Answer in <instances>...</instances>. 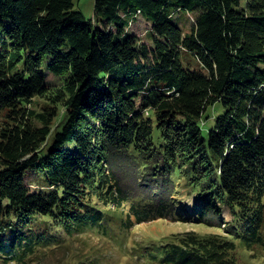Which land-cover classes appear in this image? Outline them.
Segmentation results:
<instances>
[{"label": "trees", "instance_id": "obj_1", "mask_svg": "<svg viewBox=\"0 0 264 264\" xmlns=\"http://www.w3.org/2000/svg\"><path fill=\"white\" fill-rule=\"evenodd\" d=\"M95 13L0 0V261L27 264L56 232L125 242L167 218L229 234L153 243L147 263L237 264L235 239L264 252V0H95ZM180 183L201 200L192 212L175 210Z\"/></svg>", "mask_w": 264, "mask_h": 264}, {"label": "rangeland", "instance_id": "obj_2", "mask_svg": "<svg viewBox=\"0 0 264 264\" xmlns=\"http://www.w3.org/2000/svg\"><path fill=\"white\" fill-rule=\"evenodd\" d=\"M75 10L82 11L88 19L93 20L94 24L98 23L95 13V0H75ZM194 13L182 11L177 14V20L180 25L189 31L191 20ZM151 25L143 17H140L136 25L133 26V32L145 41L148 39V31ZM182 63L185 67L191 69H201L205 71L201 62L191 53L184 51L181 55ZM43 100H36V104L41 106ZM224 110L222 103H217L210 107L207 115L211 118L207 121L206 127H211L215 118ZM62 127H59L61 130ZM57 127L53 128L51 135L48 137L43 152H47L49 146L55 141ZM38 174L29 171L27 179L38 190L42 183L37 182ZM39 177V176H38ZM37 183V184H36ZM197 194L191 188L179 185V192L175 195L178 204L175 210L193 211V206L201 202ZM126 217V213L123 215ZM222 216L227 222H233L228 207H222ZM134 218V217H133ZM225 226V225H223ZM198 232L201 235L209 234H229L225 228L218 226H209L199 221H176L172 218L157 219L150 222L136 224L127 232V240L122 242L120 238H110L102 234H82L68 236L64 233L56 232L61 238L57 245L52 249L38 251L27 264H90L94 260L95 264H150L143 260L140 251L150 247L153 243L173 241L187 232ZM237 249L235 257L237 264H264V252L261 250L251 251L244 246L242 239H235ZM0 264H3L0 261Z\"/></svg>", "mask_w": 264, "mask_h": 264}]
</instances>
